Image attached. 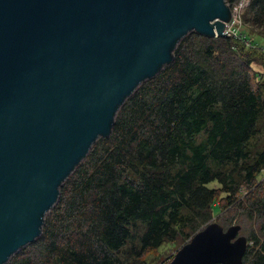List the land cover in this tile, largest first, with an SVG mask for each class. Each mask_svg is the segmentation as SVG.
Segmentation results:
<instances>
[{
  "label": "trees",
  "instance_id": "1",
  "mask_svg": "<svg viewBox=\"0 0 264 264\" xmlns=\"http://www.w3.org/2000/svg\"><path fill=\"white\" fill-rule=\"evenodd\" d=\"M247 16L264 41V0H251ZM252 43L181 36L64 181L32 250L5 264H146L148 251L208 225L221 192L243 207L241 186L262 220L244 264H264V42Z\"/></svg>",
  "mask_w": 264,
  "mask_h": 264
},
{
  "label": "water",
  "instance_id": "2",
  "mask_svg": "<svg viewBox=\"0 0 264 264\" xmlns=\"http://www.w3.org/2000/svg\"><path fill=\"white\" fill-rule=\"evenodd\" d=\"M227 0H0V264L41 233L120 105L190 31L224 35ZM241 225L210 222L169 264H244Z\"/></svg>",
  "mask_w": 264,
  "mask_h": 264
},
{
  "label": "rangeland",
  "instance_id": "3",
  "mask_svg": "<svg viewBox=\"0 0 264 264\" xmlns=\"http://www.w3.org/2000/svg\"><path fill=\"white\" fill-rule=\"evenodd\" d=\"M228 4L230 5L233 14L235 17L232 20V27L239 32H242L246 36L252 39V41L258 42L261 44L264 41L260 37V26L255 23L248 21L247 11L251 0H227ZM190 34V33H189ZM240 34L238 37L240 39ZM254 67L257 69H263L259 63L254 64ZM262 132V130H261ZM260 135L264 136V129ZM231 168V166L229 167ZM260 179L257 184L260 185L261 190L259 192L264 194V172L259 176ZM64 183L62 184L61 188L63 187ZM212 187L221 188L217 181H214L210 184ZM257 186V185H256ZM250 191L243 186L240 187L239 192L237 193V198L239 200L245 199L244 206L238 207L235 203L231 204L228 199H226L228 195L227 192H221L217 199V204L221 203L220 208L215 209V214L211 220L220 222L226 229L233 225V224H240L241 230L240 235H245L248 237L249 245L253 244V241L250 240L254 233H259L260 227L262 225V220L259 219L258 215L254 214L253 211L246 209L247 206V199L246 195H248ZM57 204V203H56ZM55 207V206H54ZM52 211L49 210L46 214L47 215ZM192 237H190L191 239ZM190 239H187L185 242H177V243H166L161 248L150 250L145 255L144 258L146 260V264H169V262L174 258L176 252ZM32 243V242H31ZM31 243L27 244L23 248H21L18 252L24 251H31L32 245ZM16 252V253H18ZM14 256V255H13ZM12 256V257H13Z\"/></svg>",
  "mask_w": 264,
  "mask_h": 264
},
{
  "label": "built area",
  "instance_id": "4",
  "mask_svg": "<svg viewBox=\"0 0 264 264\" xmlns=\"http://www.w3.org/2000/svg\"><path fill=\"white\" fill-rule=\"evenodd\" d=\"M234 17H235V14H233L230 21L227 22L226 27L224 29V36L238 37V35L240 34V36H241L240 39H242L246 44L252 45L253 43H252L251 38H249L248 36H246L242 32H239L238 30H236L232 27V20ZM218 36H220V35H218L216 33L215 37H218Z\"/></svg>",
  "mask_w": 264,
  "mask_h": 264
}]
</instances>
